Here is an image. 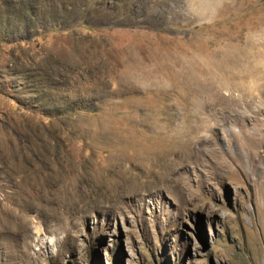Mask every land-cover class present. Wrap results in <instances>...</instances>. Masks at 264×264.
<instances>
[{
	"label": "rangeland",
	"instance_id": "rangeland-1",
	"mask_svg": "<svg viewBox=\"0 0 264 264\" xmlns=\"http://www.w3.org/2000/svg\"><path fill=\"white\" fill-rule=\"evenodd\" d=\"M0 264H264V0H0Z\"/></svg>",
	"mask_w": 264,
	"mask_h": 264
},
{
	"label": "bare ground",
	"instance_id": "bare-ground-1",
	"mask_svg": "<svg viewBox=\"0 0 264 264\" xmlns=\"http://www.w3.org/2000/svg\"><path fill=\"white\" fill-rule=\"evenodd\" d=\"M131 2V1H130ZM130 4V3H129ZM132 8V7H131ZM134 8V7H133ZM128 9V8H127ZM130 10V9H129ZM131 11V10H130ZM146 11V10H145ZM129 12V11H128ZM151 15V14H150ZM136 16H141V14H136ZM131 17V16H130ZM146 17H148V16H146ZM48 145V144H47ZM48 147V146H47ZM50 147V146H49ZM49 150H50V148H49Z\"/></svg>",
	"mask_w": 264,
	"mask_h": 264
}]
</instances>
